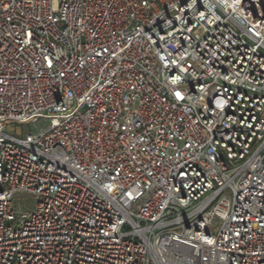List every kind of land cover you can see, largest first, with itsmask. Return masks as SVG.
<instances>
[{"label":"built area","instance_id":"built-area-1","mask_svg":"<svg viewBox=\"0 0 264 264\" xmlns=\"http://www.w3.org/2000/svg\"><path fill=\"white\" fill-rule=\"evenodd\" d=\"M0 264H264V0H0Z\"/></svg>","mask_w":264,"mask_h":264},{"label":"rangeland","instance_id":"rangeland-1","mask_svg":"<svg viewBox=\"0 0 264 264\" xmlns=\"http://www.w3.org/2000/svg\"><path fill=\"white\" fill-rule=\"evenodd\" d=\"M41 126H47L45 123H41ZM24 130H32L33 131V126L32 125H27V126H22V125H15V124H10L7 127V131L19 135L18 132ZM14 202L17 210H21L22 212L29 213L34 210L35 204H36V198L34 195L26 192H21L17 193L14 197Z\"/></svg>","mask_w":264,"mask_h":264}]
</instances>
